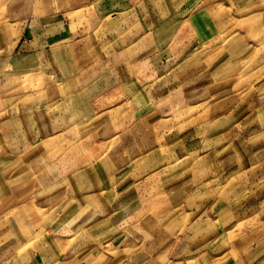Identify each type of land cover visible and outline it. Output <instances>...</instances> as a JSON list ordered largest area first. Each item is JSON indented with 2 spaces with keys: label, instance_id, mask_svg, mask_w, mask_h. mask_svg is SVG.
Wrapping results in <instances>:
<instances>
[{
  "label": "crops",
  "instance_id": "0c3cea01",
  "mask_svg": "<svg viewBox=\"0 0 264 264\" xmlns=\"http://www.w3.org/2000/svg\"><path fill=\"white\" fill-rule=\"evenodd\" d=\"M65 1L7 10L1 258L264 264V0Z\"/></svg>",
  "mask_w": 264,
  "mask_h": 264
},
{
  "label": "rangeland",
  "instance_id": "374dc122",
  "mask_svg": "<svg viewBox=\"0 0 264 264\" xmlns=\"http://www.w3.org/2000/svg\"><path fill=\"white\" fill-rule=\"evenodd\" d=\"M24 1V2H23ZM50 1L51 0H22L23 3H25L26 5V8H27V11L31 10L35 5L36 6H40V5H43V7H45V9H47V11L49 10V4H50ZM54 3V8L57 10V6L60 7L63 5V4H67L65 0H53ZM186 2H188V6H192L193 5V0H182V4H184ZM13 2L17 5V0H0V74H1V70L3 68V63H5L6 61L2 60V55H3V52H2V41L7 37V36H11L13 30H11L9 27H8V23L10 21H12V17L8 15L7 13V10H8V7L9 5L13 4ZM174 3H177V2H174ZM29 15V14H28ZM27 15V16H28ZM80 18V17H79ZM43 25L45 27H49L50 25H53L54 24V21L52 20H45L43 22ZM239 31H241V29H239ZM251 48H253L251 46ZM264 50V49H262ZM237 65L241 68V64L236 61ZM257 63H261L259 61H254V60H248L245 62V65H246V69L249 68L250 66V70L252 71L253 67L255 66V64ZM234 65V69H235V73L236 74H239L238 71L236 70L237 67ZM261 67H264L263 64L259 65L258 69H260ZM257 69V70H258ZM255 74V73H254ZM1 76H0V83H1ZM247 80V81H246ZM259 80L256 78V77H248L247 79L245 80H242L241 77L239 76L238 78H235V89H250L254 86H256L258 83ZM264 81V80H263ZM189 114L187 113V116ZM43 240L45 242H48L49 241V238L48 237H42V242ZM0 243H1V240H0ZM6 255H9V254H6ZM17 254L16 253H13L11 254L9 257H5L4 259H2V251H1V244H0V264H8V262H12L14 259H16V256ZM16 256V257H15ZM15 257V258H14ZM27 262H29V259L26 260ZM12 264V263H10Z\"/></svg>",
  "mask_w": 264,
  "mask_h": 264
}]
</instances>
